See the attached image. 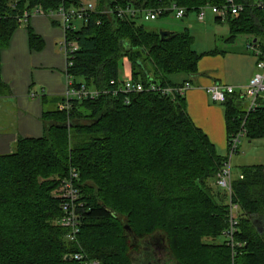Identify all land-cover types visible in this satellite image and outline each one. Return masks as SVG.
I'll return each mask as SVG.
<instances>
[{
	"label": "trees",
	"instance_id": "16d2710c",
	"mask_svg": "<svg viewBox=\"0 0 264 264\" xmlns=\"http://www.w3.org/2000/svg\"><path fill=\"white\" fill-rule=\"evenodd\" d=\"M81 1L0 0V85L1 52L24 13L48 14ZM91 1L96 13L66 31L79 46L67 73L75 87L109 92L75 99L67 111L46 104L44 134L21 137L13 152L0 155V264H82L76 253L101 264H142L154 255L151 241L164 243L172 264H264V232L254 223L255 218L264 223V164L244 168L243 178L234 180V200L241 208L236 234L241 246L234 250L217 242L228 227L229 209L226 193L211 183L225 157L189 115L185 96L144 91L126 103L125 94L110 93L123 82V60L131 78L145 87H192L191 78L177 83L173 77L197 75L199 61L217 50L199 53L188 31L162 39L136 19L148 10L163 9L166 16L177 5L188 14L230 0ZM232 1L242 10L226 20L227 41L248 35L263 59L264 7L258 0ZM241 101L236 93L223 103L228 139L242 127L249 140L264 138V103L248 112ZM74 171L83 207L77 211L79 232L70 240L58 191ZM150 260L158 264L154 256Z\"/></svg>",
	"mask_w": 264,
	"mask_h": 264
},
{
	"label": "crops",
	"instance_id": "0c3cea01",
	"mask_svg": "<svg viewBox=\"0 0 264 264\" xmlns=\"http://www.w3.org/2000/svg\"><path fill=\"white\" fill-rule=\"evenodd\" d=\"M79 23L75 24L77 29L82 26ZM65 36L64 21L59 15H32L14 31L8 46L2 49L0 155L13 152L21 137L44 134L46 104L59 105L68 88L67 59L58 49ZM249 42L241 49H215L216 53L203 56L193 77L184 74L173 77L177 83L192 79L193 86L185 95L187 111L223 157L229 141L226 108L223 103L214 102L207 89L215 83L232 85L242 97L258 62L256 52L248 47Z\"/></svg>",
	"mask_w": 264,
	"mask_h": 264
},
{
	"label": "built area",
	"instance_id": "2783aa9c",
	"mask_svg": "<svg viewBox=\"0 0 264 264\" xmlns=\"http://www.w3.org/2000/svg\"><path fill=\"white\" fill-rule=\"evenodd\" d=\"M258 6L264 7V0L258 1ZM211 7L212 12L221 18L223 21L228 20L229 18L237 17L242 10L240 5H236L232 0L222 6H209L206 5L202 7L198 13L199 21H205L206 14L204 9ZM168 10V9H167ZM170 15L175 18H183L187 14V10L183 7L173 5L169 9ZM130 15L137 17L138 12L134 10H128ZM163 9L158 10H148L141 13V16L145 20H155L163 14ZM96 13V3L91 0L81 1V3L72 8H65L61 6L57 11H51L49 15H59L64 21V27L67 30L73 28L77 29L75 23L81 22L84 23L87 19ZM44 14L39 9H35L32 12H25L23 20H28L32 15ZM100 21H98L99 23ZM248 47L254 51L256 48L253 44H249ZM79 48L78 44L69 39L67 34L61 44V49L64 51L67 59V67L72 65V55ZM258 62L256 64V71L247 85L244 87L242 97L250 101L249 108L246 110L248 112L256 109L262 103H264V57L260 59L261 53L257 50ZM68 79V88L66 93L63 96V100L59 103V110L67 111L71 108V103L75 99H96L102 94H107L109 90H98L95 88H89L86 85H81L75 87L73 79L67 73ZM191 86L189 85H180V86H169V87H160L155 84H151L149 87H145L142 82L134 81L132 78H127L123 80L120 86H117L115 89H112L110 93L113 95H118L123 93L126 95V103H130V97L133 94H138L144 91H160L162 94L176 98L177 95L185 96L188 89ZM207 92L211 96L212 100L216 103H225L227 99L236 94V88L232 85L224 84H213L207 89ZM241 97V98H242ZM246 131L242 127L241 131L238 134L233 135L228 141V150L225 155V161L222 169L217 175L216 183L217 185L225 190L227 195V204H228V227L224 230L223 235L226 238L227 244L232 247L234 250L236 247L241 246V243L237 241L236 234L239 231V218L241 215L240 205L234 200V191L233 183L236 179L232 172V159L234 155L239 150V144L241 138L246 136ZM78 178V174L74 171L68 179L62 181L61 187L58 191V196L64 200L63 209L65 211V216L62 220V225L70 229L69 238L70 240H75L77 233L79 232V215L77 214L78 208L83 207V202L80 201L79 190L75 185V180ZM239 178L242 179L243 175L240 174ZM76 260L82 262V264H101L99 260L86 258L81 253H76L73 256Z\"/></svg>",
	"mask_w": 264,
	"mask_h": 264
},
{
	"label": "rangeland",
	"instance_id": "374dc122",
	"mask_svg": "<svg viewBox=\"0 0 264 264\" xmlns=\"http://www.w3.org/2000/svg\"><path fill=\"white\" fill-rule=\"evenodd\" d=\"M204 12L206 18L203 22L198 19V11L189 12L180 19L172 17L171 15H166L159 16L155 20H145L143 16H138L136 20L139 23L144 24L150 30L160 31L161 29H164L179 33L188 31L193 38L192 46L199 53L215 49L225 51L231 49V47L241 49L244 48L247 41L251 39L248 35H238L233 43L228 42L227 39L231 36L229 23L227 21L217 22V15L212 12L211 7L205 8ZM75 24L80 25L79 22H76ZM60 47L61 45H58V49H60L59 51H62L65 55ZM131 77L130 66L126 60H123L120 63V78L125 80ZM241 100L240 106L242 109L246 110L249 108L250 101L243 97ZM260 164H264V138L249 140L247 136H243L239 144V150L232 159L233 175L238 178L244 168ZM211 183L216 189V192L225 194V190L220 188L215 180H212ZM263 227L264 225L262 228ZM223 241H226L224 235L220 236L217 242Z\"/></svg>",
	"mask_w": 264,
	"mask_h": 264
},
{
	"label": "flooded vegetation",
	"instance_id": "af4514ba",
	"mask_svg": "<svg viewBox=\"0 0 264 264\" xmlns=\"http://www.w3.org/2000/svg\"><path fill=\"white\" fill-rule=\"evenodd\" d=\"M254 223L259 228L260 232H264V227L262 228L264 223L260 218H255ZM148 245L149 249H151V251L153 252V256L156 258L158 264H172L166 254V246L164 245V243L160 241H151L150 243H148ZM153 256L147 257L146 260L141 261L142 264H155L153 261L150 260L151 258H153Z\"/></svg>",
	"mask_w": 264,
	"mask_h": 264
},
{
	"label": "water",
	"instance_id": "95a60500",
	"mask_svg": "<svg viewBox=\"0 0 264 264\" xmlns=\"http://www.w3.org/2000/svg\"><path fill=\"white\" fill-rule=\"evenodd\" d=\"M159 33H160L162 39H170V38H173L175 36V32L169 31V30H164V29H161L159 31ZM257 229H258V231H260L258 227H257ZM126 230L129 233V235H131L133 238H135V234L129 226H126Z\"/></svg>",
	"mask_w": 264,
	"mask_h": 264
}]
</instances>
